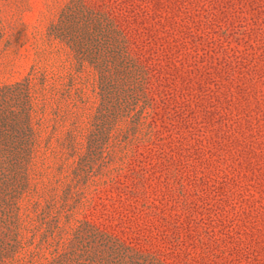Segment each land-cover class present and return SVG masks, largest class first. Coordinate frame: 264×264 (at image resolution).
Listing matches in <instances>:
<instances>
[{
  "label": "rangeland",
  "instance_id": "obj_1",
  "mask_svg": "<svg viewBox=\"0 0 264 264\" xmlns=\"http://www.w3.org/2000/svg\"><path fill=\"white\" fill-rule=\"evenodd\" d=\"M0 264H264V0H0Z\"/></svg>",
  "mask_w": 264,
  "mask_h": 264
},
{
  "label": "trees",
  "instance_id": "obj_2",
  "mask_svg": "<svg viewBox=\"0 0 264 264\" xmlns=\"http://www.w3.org/2000/svg\"><path fill=\"white\" fill-rule=\"evenodd\" d=\"M95 23H96V21H95ZM95 23H93L92 22V24H95ZM88 33H89V40H91V43H95V45L97 46V47H101V42H102V40L101 39H99V38H97V36H95V30H93V29H91L90 28V26L88 27ZM76 44H81L80 43V41H78ZM87 47V45H85V48ZM85 51H87L88 52V50H85ZM84 54H86L85 52H84ZM89 54V53H88ZM107 87H108V84L106 83V77L104 78V76L102 77V80H101V90H103V92H105L106 91V89H107ZM94 143H97V141L96 140H93V144ZM93 144H91V146L93 145Z\"/></svg>",
  "mask_w": 264,
  "mask_h": 264
}]
</instances>
